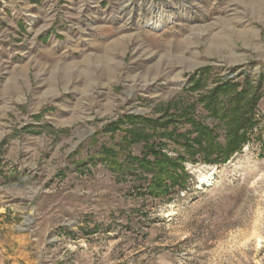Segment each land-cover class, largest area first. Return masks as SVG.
Masks as SVG:
<instances>
[{
	"label": "rangeland",
	"instance_id": "obj_1",
	"mask_svg": "<svg viewBox=\"0 0 264 264\" xmlns=\"http://www.w3.org/2000/svg\"><path fill=\"white\" fill-rule=\"evenodd\" d=\"M239 92L222 161L204 141ZM127 115L170 121L148 139L184 157L168 194L130 159L144 138L124 173L102 161ZM0 264H264V0H0Z\"/></svg>",
	"mask_w": 264,
	"mask_h": 264
},
{
	"label": "trees",
	"instance_id": "obj_2",
	"mask_svg": "<svg viewBox=\"0 0 264 264\" xmlns=\"http://www.w3.org/2000/svg\"><path fill=\"white\" fill-rule=\"evenodd\" d=\"M231 86L232 83L230 82L224 83L220 93L224 90H226L228 93V90H230L229 87ZM217 94H219L218 91H211V97L209 98L210 103L208 106H210L214 115L218 114L217 107L211 106L210 104H215ZM240 94V92L231 94L230 103L228 104V107H226L225 116L227 118L228 132L231 136L229 137L225 147L222 148L220 143L214 142L213 140L204 141V143H207V147H209L210 152L217 153L215 151H222L220 156L222 161H226L233 152L241 148V145L239 144L245 141L247 131H249L251 128L250 124L252 118L245 116V114H247L246 112H248V108L243 106L241 107L239 105V101L242 100V98L239 97ZM248 106H250V104ZM190 109L191 108L189 107H182V110H178L177 113L169 114L168 116H180L183 119L188 118L189 116H186V114H189ZM240 110L242 111L243 117H241V114H235V116L232 115V113L234 114V112H238ZM125 120L129 122L126 127L122 126L126 122ZM169 123L170 121H165V119L149 118L141 115H127L125 116V119L111 123L109 126L116 131L119 129L123 130V141L119 143V149L114 145L109 146L103 144L100 153L102 161L110 163L115 171L124 173L127 164L125 161L124 163L120 161V153L129 148L138 139L144 138V140H147L144 145V147L147 148L145 149V153H143L141 156L129 154L130 159L137 162L140 166H142V168L152 171L154 177L147 186L151 194L156 196L168 194L170 185L166 183L167 180H173L171 183L173 185L174 182H176V184H181V182L186 181L188 178V173L185 172L184 166H182L184 172L177 173L174 170L175 166L179 162L178 160H181L184 157H178L176 160H173V158H171L168 153L158 148L156 143L149 142L148 139L154 135L153 133H150L149 130L155 131L156 128L158 129L159 127H164V131L162 132L163 136H171V138H175L176 133H174L173 129L171 130L168 128ZM150 154L154 156L153 159L148 158Z\"/></svg>",
	"mask_w": 264,
	"mask_h": 264
},
{
	"label": "bare ground",
	"instance_id": "obj_3",
	"mask_svg": "<svg viewBox=\"0 0 264 264\" xmlns=\"http://www.w3.org/2000/svg\"><path fill=\"white\" fill-rule=\"evenodd\" d=\"M155 27L159 29L160 27H162V25H161V24H159V25H155ZM183 59H184V58H183ZM180 61H182L183 63H184V62H185V63L187 62L186 60H180ZM188 62H189V61H188Z\"/></svg>",
	"mask_w": 264,
	"mask_h": 264
}]
</instances>
